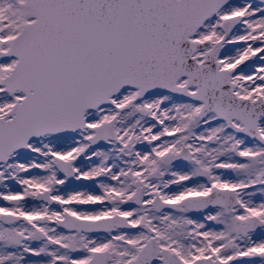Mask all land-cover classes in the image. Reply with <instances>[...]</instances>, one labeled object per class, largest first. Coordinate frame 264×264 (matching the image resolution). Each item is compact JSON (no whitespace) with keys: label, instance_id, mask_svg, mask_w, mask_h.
Here are the masks:
<instances>
[{"label":"snow or ice","instance_id":"6c2138e0","mask_svg":"<svg viewBox=\"0 0 264 264\" xmlns=\"http://www.w3.org/2000/svg\"><path fill=\"white\" fill-rule=\"evenodd\" d=\"M0 264H264V0H0Z\"/></svg>","mask_w":264,"mask_h":264}]
</instances>
